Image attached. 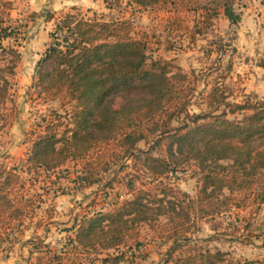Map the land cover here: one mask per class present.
<instances>
[{"label":"trees","instance_id":"obj_1","mask_svg":"<svg viewBox=\"0 0 264 264\" xmlns=\"http://www.w3.org/2000/svg\"><path fill=\"white\" fill-rule=\"evenodd\" d=\"M175 1L129 0L141 8ZM235 1L213 0L211 13L204 5V19L211 21L223 12L237 24L241 16ZM12 7L11 0H0V131L9 124L5 117L11 77L22 59L17 47L4 44L14 34L9 24ZM55 23L52 41L36 63L33 85L39 88L42 100H60L73 108L67 119L57 114L43 129L29 134L24 166L0 165V248L8 243L6 256L13 250L10 228L16 222L20 226L29 216L35 202L29 190L40 173L59 170L69 161L81 162L75 181L80 186L92 185L100 181L99 172L110 167L96 157L105 153L130 158L134 169L153 179L168 177L180 166L193 163L201 174L197 197L208 201L209 208L197 206L186 192L180 198L167 186L156 187V192L136 189L134 178L138 176L132 175L127 182L130 198L107 211L75 218V225L69 228L75 229L74 237H69L74 247L92 252L116 249L137 240L141 224H146L151 229L160 228L173 241L160 264L225 262L222 250L190 244L188 232L195 219L215 213L219 203L234 201L228 195L216 203L217 196L226 190L246 193L259 181L264 171V99L218 101L230 107L231 113L244 111L241 118H230L227 110L216 107L190 113L188 76L173 61L150 56L147 40L134 34L130 19L107 20L69 11ZM217 91L214 89L210 97L215 98ZM220 95L224 97L222 91ZM116 97L121 100L117 104L113 103ZM165 140V155L156 154L155 149ZM142 141L151 146L141 148ZM115 177L106 185H113ZM43 243L32 241L30 252Z\"/></svg>","mask_w":264,"mask_h":264},{"label":"rangeland","instance_id":"obj_2","mask_svg":"<svg viewBox=\"0 0 264 264\" xmlns=\"http://www.w3.org/2000/svg\"><path fill=\"white\" fill-rule=\"evenodd\" d=\"M29 1L11 0L12 9L16 10L9 21L14 34L4 40L5 45L23 46V50L27 48L30 40V36L27 35L28 20L32 16L26 9ZM212 1L176 0L172 3H159L141 8L135 4L124 7L117 0H111L108 5L109 3L104 0V10L98 9L90 13L84 11V14L86 17L96 16L107 20L130 19L134 34L147 40L150 56L173 61L188 76L187 83L190 88L187 94L189 100L187 110L190 113L207 112L216 107L219 110H227L230 118H241L244 111L231 113L230 107L223 101L221 104L218 101L226 98L225 102L242 103L248 98L254 100L264 96L261 95L264 90L257 94L255 91L250 93L244 91V84L248 80H252L253 84L262 81L260 74L264 71V21L257 23L258 31H255L253 26L244 25L240 32L238 24L231 23L222 10L211 21H207L204 19L206 14L204 5L211 13ZM237 1L236 12L239 8ZM63 14L65 13L61 15ZM50 15L54 16L48 25L50 40L39 38L41 44L43 42L49 45L52 41L51 33L55 30V21L61 16L54 13ZM246 28L253 32L254 38L243 32ZM61 34L63 33L60 32ZM249 74H253V79ZM214 89L218 91L216 97L211 98L210 93ZM38 91L39 88L32 83L23 91L26 98H22L16 90L15 96L8 100L9 111L5 118L9 124L0 131V165L10 163L11 166H24L30 146V142H26L29 134L43 129L46 122L54 119L57 114L62 116V120L67 119V112L72 110L73 105L70 103L62 105L60 100H42L38 96ZM221 91L224 97H221ZM120 101L118 97L113 99L115 104ZM19 122L23 125L21 133H17V128L14 127ZM166 142V140L162 142L154 152L165 155ZM9 144L19 148L12 152L8 149ZM139 146L148 149L151 143L142 141ZM104 154H98L96 157L106 160L110 167L105 172L102 170L99 172L101 177L98 183L82 186L76 183L75 178L82 166L81 162L76 161H69L54 172L40 173L35 178L29 190V196L35 199L29 216L25 217L20 226L16 222L10 228L13 250L16 247L15 250L19 254L29 256L31 264L162 263L173 241L168 240L166 233L160 228L151 229L146 224H141L137 240H130L127 245L116 249L92 252L76 248L70 241L75 235V229L69 228L75 225L76 217L80 218L84 214L99 210L107 211L131 197L127 182L132 175L138 176L134 178L136 189L150 188L156 192V187L167 186L173 188L180 198H183V193L186 192L197 206L202 204L206 209L209 208L208 201H202L197 197L201 174L193 163L180 166L176 170L181 173L180 176L175 175L174 171L169 173L168 177L153 179L148 173L134 169L130 158ZM24 176L29 178L32 175ZM114 176L116 177L113 185L107 186L106 182ZM259 178L246 193L230 194L226 190L217 196L214 201L216 203L225 200L228 195L232 196L234 201L226 205L219 203L218 211L205 218L195 219L188 232L190 244L212 251L222 250L226 253V261L221 264H264V197H262L264 171ZM37 240L44 243L40 245L38 251L31 253L33 249L31 242ZM8 246V243H5L0 252L5 255ZM58 261L61 263H57Z\"/></svg>","mask_w":264,"mask_h":264},{"label":"crops","instance_id":"obj_3","mask_svg":"<svg viewBox=\"0 0 264 264\" xmlns=\"http://www.w3.org/2000/svg\"><path fill=\"white\" fill-rule=\"evenodd\" d=\"M237 2L239 6L237 11L241 16L240 21L237 23L239 32L240 28L242 29L244 25L253 26L255 31H258L257 23L264 21V0H238ZM26 9L32 14L31 18H29L30 20H28L29 27L27 31V35L30 36V40L28 41L30 46L27 43V48L23 50V46L17 45L22 53V59L16 69L15 75L11 77V98L12 96H15L14 93L16 90V93L21 94L22 98L27 97L23 91L33 83L36 63L49 46L43 42L41 44L38 39L43 38L46 41L50 40V37H48V31L50 29L48 28V25L52 22V20L50 21V19H48L50 13H54L58 16L69 11H77L85 16L84 11L90 13L91 11L95 12L98 9H100L99 11L104 10L105 2L104 0H30ZM15 13L16 10L11 9V17H13ZM45 32L47 34H45ZM243 32L248 33L250 38H254L253 32L249 28H246ZM260 75L262 76V81L260 80L256 82L257 84H253L252 80H248V82L244 84L245 92L250 93L255 91L257 94L264 90V71L261 72ZM249 77L253 79L254 76L253 74H249ZM263 94L264 93L261 95ZM260 99H264V96L260 97ZM14 127L17 128V133H21V130L23 129L21 122H19L18 125H14ZM11 133H13V130ZM17 148L19 147L12 146L11 144L8 145V149L12 152ZM4 166L10 167L11 164L5 163ZM26 246L29 247V245ZM15 249L17 248L15 247ZM15 249L9 252L8 256L0 252L2 258L1 264H31L29 256L26 254H19Z\"/></svg>","mask_w":264,"mask_h":264},{"label":"built area","instance_id":"obj_4","mask_svg":"<svg viewBox=\"0 0 264 264\" xmlns=\"http://www.w3.org/2000/svg\"><path fill=\"white\" fill-rule=\"evenodd\" d=\"M119 3H121V4H123V6L124 7H129L131 4H130V2H129V0H117ZM171 173H173V172H171ZM181 175V173L180 172H178V171H176L175 172V175ZM177 175V176H178ZM2 253V252H1ZM1 261H2V258H1V254H0V264H1Z\"/></svg>","mask_w":264,"mask_h":264}]
</instances>
